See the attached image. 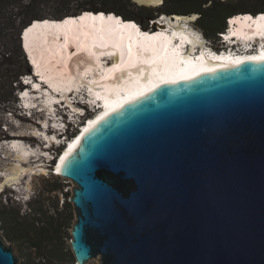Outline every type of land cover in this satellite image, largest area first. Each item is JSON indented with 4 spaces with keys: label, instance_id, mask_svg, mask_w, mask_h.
<instances>
[{
    "label": "water",
    "instance_id": "obj_1",
    "mask_svg": "<svg viewBox=\"0 0 264 264\" xmlns=\"http://www.w3.org/2000/svg\"><path fill=\"white\" fill-rule=\"evenodd\" d=\"M192 76L111 112L63 160L75 264H264V62ZM18 263L0 236V264Z\"/></svg>",
    "mask_w": 264,
    "mask_h": 264
},
{
    "label": "bare ground",
    "instance_id": "obj_2",
    "mask_svg": "<svg viewBox=\"0 0 264 264\" xmlns=\"http://www.w3.org/2000/svg\"><path fill=\"white\" fill-rule=\"evenodd\" d=\"M144 2L147 6H159L163 3L162 0L160 3H155L154 0H144ZM245 14L249 15L251 13ZM179 16L184 15H176L175 17L167 16L165 18L166 25L155 23L156 26L153 29H145L144 33H147V36H144L143 33L137 34L139 32V29H136L138 28L137 25L135 28L130 27V25L133 24L131 23L132 20H127L129 23L118 22V17L115 16V14L103 20L98 18L96 14L85 16L84 19L68 17L72 18L67 20L69 21L68 23H63L64 19L43 18L33 21L31 25L29 24L30 26L27 25L28 27H26L25 30L31 28V31L25 36L24 30V37L22 40L23 42L25 41L24 43L30 56L34 58L37 72L42 76L43 81L34 79V83L36 84L35 88L38 92L36 89H28L22 96L24 100L21 102L35 105L32 99L35 100L37 97H42L44 99L42 102L50 105V102H60L59 93H61L64 99L67 98L68 92L72 91L73 94H70L68 100L63 103L65 110H60L58 112L60 114V120L59 122L53 123L55 126L52 125L49 119L55 118L53 111H51L52 109L43 104L35 105L38 106V108L42 107L43 109L41 108V110H45L44 107L48 108V111L43 112L45 119H43L41 125L38 123L40 126L33 127V133L38 138L44 140L42 143L40 142L42 146H39V148L37 147L38 149L36 150L34 149L35 147H27L24 138H13L14 144L12 147L17 150L18 153H11L13 156V163H11L12 167L8 170L9 172H5L6 178L4 182L2 181L0 183V192L6 184L20 183L27 186L28 190H30L31 183H29V180L26 182L27 177L24 179H22V177L29 173L45 174L47 172L45 161L48 159L50 160L52 157L49 143H54L51 145V147H54L62 143L63 140L67 141V138H69L66 136V132H64L66 127V116L71 117L73 121L81 124L85 118L81 115L76 116L77 113H80L79 111L85 112L89 109L88 105L84 106L83 102H79V99H75L74 95L80 94L81 97L88 95L90 96L89 101L94 95L100 97L106 100L108 105L105 111L111 113L113 112V107L119 102L145 88L148 83V81L144 80L145 76H149L152 81H155L157 79L156 74L159 73L166 78L178 80L185 76L195 74L194 70L197 68L200 70V73L211 71L229 64L251 61L248 59L249 57L259 56L264 52V18H262L264 16L257 19L247 16L245 18L239 17L232 20L234 24L239 22V27L232 30L233 35L241 33L245 37L251 36V38L254 39L256 35L259 34L263 37V44L259 54H255L251 51L234 52V50H228L219 56L213 55L214 57H211L212 51L208 50L206 53L205 50L207 48L201 45L202 41L200 40V36L195 33L196 31L194 32L188 27L187 22L181 21ZM42 21H47V23ZM182 22L183 25L181 26L179 23ZM185 27H188L187 31L192 34L191 36L183 30L179 31ZM171 28L174 29V32H171L172 30L168 31ZM97 30H99V33ZM123 30H127L128 34H124ZM81 32L84 34L83 37L80 36L82 34ZM118 32H120L121 36L116 34ZM126 38L128 46L132 49L131 60H129L128 53L121 48L122 44L126 42ZM177 38H179L180 41L179 45L174 44ZM187 40H190L192 46H196V49L199 48L197 53L194 50H190V53H188V49V51L183 54L182 47ZM159 41L163 42L162 46H165V48L161 47V49L154 50L155 47H159ZM104 45L110 47V49L105 50L103 48ZM140 45L142 47L153 48V51H141L138 49ZM114 48H119L120 51ZM87 49L92 50L90 51L91 54L88 53ZM25 53L28 58V53L26 51ZM109 53L116 55L107 56ZM181 53L183 55H181ZM184 56H188L185 58L189 60L184 61ZM195 56L199 58L194 62L192 60L195 59ZM29 64L33 68L31 60H29ZM138 69H144V71H138ZM114 76H121L123 80L129 77V80L123 85H114L112 81V77ZM98 77H100L99 80ZM45 80L47 81V85L43 83ZM162 84L165 83L161 82L160 85L162 86ZM96 86L103 88L101 89L102 92L96 91ZM85 87L88 88L86 89ZM112 87H118V98H115L113 94H108L110 91L109 89ZM74 88H77V90H74ZM47 112H49L48 115ZM66 113L68 115H66ZM100 115L102 114L97 113V115L95 114L89 117V121L96 120ZM88 127L89 122L87 124V128ZM23 135L25 134H21L20 136ZM80 137L78 139L73 137L70 141L66 142V144H68L67 150L59 161H56L55 165L57 166L54 174L60 175L59 168L63 160L78 145ZM46 140L48 142H46ZM12 147L10 149L14 152L15 150ZM66 153L67 155H65ZM33 158H38V160L33 161ZM42 160L45 162L44 164Z\"/></svg>",
    "mask_w": 264,
    "mask_h": 264
},
{
    "label": "rangeland",
    "instance_id": "obj_3",
    "mask_svg": "<svg viewBox=\"0 0 264 264\" xmlns=\"http://www.w3.org/2000/svg\"><path fill=\"white\" fill-rule=\"evenodd\" d=\"M94 1L101 2V0ZM94 1L91 4H94ZM85 2L87 1L0 0V53H6L8 52L7 50H10L7 53V56H9L7 57V66L12 71L11 75H20L22 73L18 77V80L11 78L13 84L12 86H8V96L5 102L0 104V183L5 181V172L12 167L13 156L11 153H18L12 147L14 144L13 138H24L27 147H35L34 149L36 150L39 146H42L41 143L44 141L33 133V127L41 125V122L45 119L43 112L48 111V108L43 106L45 110H42V113L34 111L33 115L30 116L24 112V108L20 104L19 90L22 89L21 78L29 74L27 71L28 65L30 66L24 51L21 32L27 25L36 21V19L53 18L63 20L68 14L76 15L74 12ZM241 2L247 5L244 9L254 8L257 4L256 0H242ZM162 4L159 6H149V8L156 15H160L159 8L162 7ZM145 16H141L143 21H149V25L145 27L153 29L156 26L155 23ZM161 16L165 19L169 15L161 14ZM179 17L181 21L187 22L188 27L194 32L196 31L195 33L200 36V40L202 41L201 45H204L206 48H212L213 50L224 49L217 38L207 35L197 24V17L194 16L195 19H193V16L192 18L189 16ZM179 24L182 26L183 22ZM20 42L28 63L25 62L23 56L19 55L18 49ZM100 77H98V80ZM18 87H20L19 90ZM85 88L87 89L88 87ZM95 90L102 92L99 86H96ZM42 101H44L42 97H37L35 100L32 99L35 105H47ZM77 129L75 127V129L68 130L67 135L73 137ZM48 132L51 133L50 131ZM21 134L25 135L20 136ZM63 141L66 142V140ZM46 142L48 141L46 140ZM49 144L51 147L54 143ZM11 147L15 150L14 152L10 149ZM59 152L60 150L54 147V150L51 151L54 158L51 160L48 159L45 161L46 163L42 160L43 164L45 163L47 166V172L45 174L29 173L22 177V179L27 177L26 182L29 180V183H31L30 190H28L27 186L20 183L6 184L0 192V207L12 208L16 222V227L11 231L10 236L1 228L0 236L8 246L13 248L15 255L19 259L18 264L76 263L71 248V240L73 238L72 229L76 223L77 215L73 203V207H67L64 203L67 199H71L76 184L70 179L54 174V165ZM35 160H38V158H33V161ZM28 204L30 205L29 207L33 208V213L28 209ZM18 226L22 227V229L17 228ZM27 227L33 228L31 234L27 232ZM88 264H101V262L99 258H96L92 259Z\"/></svg>",
    "mask_w": 264,
    "mask_h": 264
},
{
    "label": "trees",
    "instance_id": "obj_4",
    "mask_svg": "<svg viewBox=\"0 0 264 264\" xmlns=\"http://www.w3.org/2000/svg\"><path fill=\"white\" fill-rule=\"evenodd\" d=\"M87 2L82 3L74 14L80 15L81 12H106L117 14L115 16H122L127 20H135L143 26H148V20H142L141 16L146 15L150 20L158 19L161 14L173 15H184L190 16L198 14L197 24L203 29V31L214 38L219 39V33L224 32L227 28L228 18L240 14V13H253L259 14L264 13V0H256L257 4L254 8H246V4H242V0H164L162 7L159 8L160 15L153 13L152 9L147 6H139L132 0H101L96 2L94 0H86ZM94 1V4L91 2ZM241 2V3H240ZM76 15H69L66 17H73ZM61 19V18H59ZM63 19V18H62ZM65 19V17H64ZM37 20V19H36ZM25 25V24H24ZM31 25V24H30ZM28 25V26H30ZM26 26V27H28ZM149 28V27H148ZM7 46V45H6ZM0 53V104L5 102L8 96V86H12L13 80H18V77L22 73L12 76V71L7 66L8 59L7 53ZM19 55L23 56L26 60L25 53L22 49L21 42L18 49ZM28 65V64H27ZM29 74L31 73V66L28 65ZM11 78L13 79L11 81ZM67 207H73L71 199L64 202ZM28 209L33 213V208ZM15 216L12 208L0 207V228L11 235V231L16 227ZM22 229V227H17ZM26 229V228H25ZM22 232V230H20ZM27 232L32 233L33 228L27 227Z\"/></svg>",
    "mask_w": 264,
    "mask_h": 264
},
{
    "label": "snow or ice",
    "instance_id": "obj_5",
    "mask_svg": "<svg viewBox=\"0 0 264 264\" xmlns=\"http://www.w3.org/2000/svg\"><path fill=\"white\" fill-rule=\"evenodd\" d=\"M154 2L155 3H160L161 0H154ZM91 15H92L91 13H85L84 16L79 17V19H84L85 16H91ZM99 18L101 20L104 19V16H103L102 13L99 14ZM262 18H264V17H262ZM193 19H195V17H193ZM68 22L69 21H67V20L64 21V23H68ZM44 23H47V21H45ZM130 27L135 28L136 25L132 24V25H130ZM29 31H31V28L25 30V36H27V33ZM143 35L147 36L148 34L147 33H143ZM109 55H111V53H109ZM138 55H139V53H138ZM128 56H129V60H131V58H132V49H131V47H129V49H128ZM248 59H250V60H252L254 62H257V63L264 62V52H262L259 56L249 57ZM243 62L244 61H241V63H243ZM114 67H115V65H114ZM138 71H144V69H138ZM194 71H195V75H199L200 74V70L198 68L195 69ZM156 76H157V79L155 81H152L149 76H145L144 80L148 81V83L146 84L145 88L143 90L137 92L134 95H130L127 99L119 102L115 107H113L112 110L116 111V110H118L119 107H122L124 103H129V102H131L132 99L138 98L140 95L147 94V92L152 91L155 87H159L161 82H163V83H175L176 82L175 79L166 78L164 76H161L159 73H157ZM185 78L191 79V78H193V76L192 75H188ZM107 107H108V105L106 103L105 104V108H107ZM109 114L110 113L108 111H105L102 115L98 116L96 118V120L89 121V127L85 129V132L90 131L92 127H94L101 120L105 119ZM65 155H67V153Z\"/></svg>",
    "mask_w": 264,
    "mask_h": 264
},
{
    "label": "clouds",
    "instance_id": "obj_6",
    "mask_svg": "<svg viewBox=\"0 0 264 264\" xmlns=\"http://www.w3.org/2000/svg\"><path fill=\"white\" fill-rule=\"evenodd\" d=\"M253 14V13H252ZM135 21V20H134ZM137 22V21H136ZM139 23V22H138ZM140 24V23H139ZM228 24V23H227ZM219 35V34H218ZM263 44V43H262ZM250 47V46H249ZM261 47H262V45L259 47V50H255V51H251V52H254L255 54L259 51V52H261ZM206 51V53H207V50H205ZM211 51H213V50H211ZM237 52V51H236ZM213 55H217V56H219L216 52H212V55H211V57H214ZM32 69V68H31ZM30 74H32V73H30ZM66 115H68L67 113H66ZM78 123H76L75 121H73L72 120V118L71 117H67L66 116V127H65V130H64V132H66V136L67 137H69L67 134H68V130H72V129H75V127H76V129H77V127H78Z\"/></svg>",
    "mask_w": 264,
    "mask_h": 264
},
{
    "label": "built area",
    "instance_id": "obj_7",
    "mask_svg": "<svg viewBox=\"0 0 264 264\" xmlns=\"http://www.w3.org/2000/svg\"><path fill=\"white\" fill-rule=\"evenodd\" d=\"M140 25H141V24H140ZM87 50H88V53H89V54H91V52H90V51H92V50H91V49H87ZM206 50H207V51H208V50H210V51H211V50H213V49H212V48H211V49H210V48H207ZM216 51H219V50H216ZM223 52H224V51H223ZM221 54H223V53H221Z\"/></svg>",
    "mask_w": 264,
    "mask_h": 264
}]
</instances>
